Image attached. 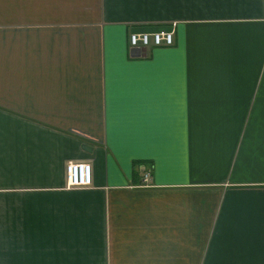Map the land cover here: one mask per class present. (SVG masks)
I'll return each instance as SVG.
<instances>
[{"label": "crops", "instance_id": "0c3cea01", "mask_svg": "<svg viewBox=\"0 0 264 264\" xmlns=\"http://www.w3.org/2000/svg\"><path fill=\"white\" fill-rule=\"evenodd\" d=\"M44 5L7 22L0 264H264V0Z\"/></svg>", "mask_w": 264, "mask_h": 264}, {"label": "built area", "instance_id": "2783aa9c", "mask_svg": "<svg viewBox=\"0 0 264 264\" xmlns=\"http://www.w3.org/2000/svg\"><path fill=\"white\" fill-rule=\"evenodd\" d=\"M129 43L132 47L146 48L149 46H167L173 43V31L160 29L157 31H133L129 33ZM67 186L70 188L92 185V167L85 160L68 161L66 166ZM146 181L147 176H145Z\"/></svg>", "mask_w": 264, "mask_h": 264}, {"label": "rangeland", "instance_id": "374dc122", "mask_svg": "<svg viewBox=\"0 0 264 264\" xmlns=\"http://www.w3.org/2000/svg\"><path fill=\"white\" fill-rule=\"evenodd\" d=\"M40 2V5H41V9H39L40 7H38L37 5H35L33 3V0H0V74L2 73L3 69L5 67L4 65V61H5V58H6V51L5 48L7 47V45L9 46V43H10V40L7 44V41H8V38H7V33H8V20L10 22V19H11V16L13 15L15 21L14 22H21V21H24V17L22 18H19L15 12L16 10H19L20 9H23V11L27 13L26 14V17H29V19L31 18L32 13L35 12V11H39V12H42V15L40 17L42 18H45L46 17V14H50L51 16H53L54 18L56 19H59V21H62V23H67L68 21L65 20L63 21L62 18V13L60 14H54V12L58 11L61 12L62 10V7L63 6H57V8L54 7V10L51 12L50 9H46L44 10L43 9V6L44 5V0H38ZM36 7V8H34ZM61 8V10H59ZM45 11L47 12H50V13H45ZM44 12V13H43ZM64 16H66L67 19H70V15L69 13H63ZM35 18H31L30 20H26L25 22L27 23H35ZM50 22V20H45L43 22L47 23ZM24 29L23 28H18L17 31L15 32V34L17 35V32L20 34L19 37L21 36V32H23ZM14 34V33H13ZM40 35V34H39ZM41 36H44V35H41ZM17 38V37H16ZM13 40L14 42L17 44V41L18 39H15L13 37ZM30 45H33L30 44ZM4 53V55H3ZM24 63H21V65H23ZM33 87V86H32ZM5 118H0V123H2V121L4 120ZM70 161H73V160H70ZM86 161V160H85ZM67 164V163H66Z\"/></svg>", "mask_w": 264, "mask_h": 264}, {"label": "water", "instance_id": "95a60500", "mask_svg": "<svg viewBox=\"0 0 264 264\" xmlns=\"http://www.w3.org/2000/svg\"><path fill=\"white\" fill-rule=\"evenodd\" d=\"M135 48H138V47H135ZM140 49V48H139ZM143 49V48H142ZM83 148H85V149H88V147L86 146V145H83L82 146ZM89 150V149H88Z\"/></svg>", "mask_w": 264, "mask_h": 264}]
</instances>
